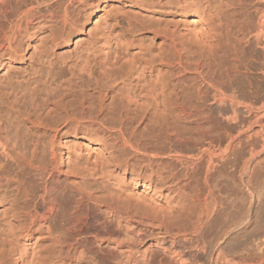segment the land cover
<instances>
[{
	"label": "bare ground",
	"instance_id": "obj_1",
	"mask_svg": "<svg viewBox=\"0 0 264 264\" xmlns=\"http://www.w3.org/2000/svg\"><path fill=\"white\" fill-rule=\"evenodd\" d=\"M203 1L211 14L185 19L204 50L193 65L174 31L164 38L167 55L135 59L128 43L108 42L99 48L101 69L112 72L104 85L84 80L13 105L4 77L37 40L38 69L53 71L55 83L79 68L90 76L84 58L54 57L72 41L61 30L83 26L76 17L87 0H0V158L20 152L35 164L24 172L39 184L25 213L31 225L62 209L73 223L108 215L124 228L127 241L94 252L92 264H264V187L246 188L264 166V99L240 94L242 81L264 77V0ZM39 253L33 262L21 251L12 264H54Z\"/></svg>",
	"mask_w": 264,
	"mask_h": 264
},
{
	"label": "rangeland",
	"instance_id": "obj_2",
	"mask_svg": "<svg viewBox=\"0 0 264 264\" xmlns=\"http://www.w3.org/2000/svg\"><path fill=\"white\" fill-rule=\"evenodd\" d=\"M85 5L83 8L84 13L80 11V14L76 17L80 18L83 26L76 27L72 25L61 30V33H73L71 36L72 41L70 43H62L55 48L54 57L60 61L63 59L64 61H73L78 57L84 58L87 60L88 66L90 65L88 67L90 76L87 75L84 68H79L73 72V75L67 76L64 81L55 83L53 81V71L46 72L38 69L39 65L36 64V60L39 57L43 42L41 43L37 40L27 49L26 58L14 63V66L12 65L6 72L3 85L5 88L4 100L7 101L8 104L17 105L24 99H28L35 92L38 94L40 93V95L46 94L54 97L60 92L66 93L74 89L84 82V80L90 81V84L96 81L100 85H104L112 75V72L101 69L99 65L101 57L99 48L104 45V43L109 42L112 49H114L119 42L122 43L123 47L128 43L130 46L129 50L135 55V59L147 53H151L153 56L159 53L167 55L170 53L165 51L166 45L164 44V38H170L171 32L174 31L175 38H177L178 42L182 45V52L184 54L183 61H185V63L193 65L198 61L200 53L204 52V50H199L193 37L189 35L188 30L191 28L189 26L190 24L185 23V19L190 18L195 12L202 15V17L211 14L208 5L203 0H182L181 2L177 0H87ZM182 8H184L185 11L188 10V17H184V11L181 12ZM92 11H94V14L91 15ZM88 15H91L89 19L87 18ZM252 66L255 69H260L261 67L257 61H254ZM255 73L260 75L259 70ZM192 79H194L193 76H186V80L192 81ZM240 94L250 100L264 99V77L262 79H257L254 75L242 81ZM11 129L13 130L15 128ZM12 130H10V132H12ZM78 141L84 142L82 139ZM12 158H10L11 160L3 158L1 160L0 158V162H2L0 163V264H12L16 259L15 256L18 257L21 251L31 257H33V254L34 256L35 254L38 256L39 252V255L46 254V257L53 259L54 264L57 262L59 264L63 260L62 256L64 255V258H66V256L67 258L63 260L61 264H86L84 263V259L88 263L90 262L89 264H92L91 257L94 252L102 251L106 253L114 247L113 243H124L127 241V236L129 235H126L124 228L113 222L112 218L108 215L104 218H94L91 214L89 217L83 215L85 219L81 216L83 217V219H80L81 221L78 219V221L76 220V222L73 223L64 218L65 211L63 212L62 209H57L54 216L50 215V217H48L49 222L43 224L40 221L37 222L39 224L35 222L32 224L33 227H31V220L25 213L32 211V204L38 200L39 193L36 195L38 190L34 186L39 184L36 178L30 177L26 173L30 169L28 163L35 164L34 162L23 161L20 152L17 155L13 154ZM26 180H30L31 182L29 183V181ZM29 184L28 190L27 187ZM246 186V188L253 189L254 194L259 193L263 189L264 166H261L254 176L247 180ZM136 190H138V192L142 191L141 188H137ZM27 192L30 195L33 192L34 195L30 196ZM10 193H13L12 196ZM14 194L18 196V199L17 197L15 198ZM35 195L37 196L36 198ZM7 196H10V199H8ZM25 196L27 197L26 200ZM25 201L26 203L28 202V205H31V207L28 205L27 207L25 205L26 203L24 204ZM24 205L26 206L25 208L23 207ZM18 206H20L23 211ZM15 207L17 209H15ZM11 209H15V215L11 213L14 212L13 210L11 211ZM26 209H29V211H26ZM60 210L61 212H58ZM16 211L18 212V217L16 216ZM21 213H23V215ZM11 214L12 216L14 215L13 217H16L13 219ZM59 214H64V217ZM249 215L250 213H248L246 220L248 222L250 221ZM21 217L22 220H18L20 222H17V219H21ZM25 217L26 219L28 217L27 221ZM65 219L69 223L65 222ZM24 220L26 223H24ZM19 223L22 225L21 230V225ZM23 223L24 225L27 224L26 226L29 227L25 228L26 226H23ZM15 225H19L18 230ZM23 227L24 230L22 231ZM31 228H33V231ZM14 229L15 231L17 230L15 233L16 235L12 234V231L13 233L15 232ZM24 231H26V235H24ZM149 239L150 237L147 234L140 246L143 248V245ZM152 250L155 253L157 252L156 248H152ZM49 253L52 255L50 256ZM56 254L60 256L58 257ZM54 255L59 261L56 260L57 258L55 259ZM68 256L70 261H68ZM33 259L34 257L31 260Z\"/></svg>",
	"mask_w": 264,
	"mask_h": 264
}]
</instances>
